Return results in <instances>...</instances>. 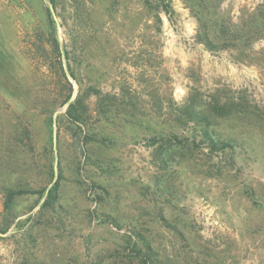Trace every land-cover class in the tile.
Here are the masks:
<instances>
[{
    "label": "rangeland",
    "instance_id": "obj_1",
    "mask_svg": "<svg viewBox=\"0 0 264 264\" xmlns=\"http://www.w3.org/2000/svg\"><path fill=\"white\" fill-rule=\"evenodd\" d=\"M1 232L0 264H137L136 233L159 264H264V0H0Z\"/></svg>",
    "mask_w": 264,
    "mask_h": 264
},
{
    "label": "trees",
    "instance_id": "obj_2",
    "mask_svg": "<svg viewBox=\"0 0 264 264\" xmlns=\"http://www.w3.org/2000/svg\"><path fill=\"white\" fill-rule=\"evenodd\" d=\"M164 11H167L166 6L164 8ZM53 48H54L53 51L60 58L61 52L59 50V44L56 39L53 42ZM65 56L68 57V52L65 53ZM69 73L71 77L77 81V78L72 69L69 70ZM90 94L95 95L96 98L95 107H96V114H98L97 116L104 119L107 123H112V121H114V119L116 118L119 119V121L121 122H122L121 119H124L126 123L130 122L131 115L128 113V111L132 113L131 109H133L134 107L133 101L127 100L126 102L122 103L119 107H117L114 97H112L114 99V101H112L113 104H107L106 101L109 98V95H103L102 92L99 90V88L95 87L91 89ZM69 98H70V94L63 100L62 103L63 104L67 103ZM84 103H85V99L83 100L82 96H78L74 102L68 105V108L64 114V116H66L71 126L74 127V130L77 128L79 129L73 132L74 133L73 136L76 142L79 143L82 147L86 145V143L91 140L90 137L93 136L92 134H90L91 131L89 130V125H88L89 119H88V115L86 114V109H85L86 107L84 106ZM120 113L122 115L121 117H119ZM193 113L194 110H192L191 108L187 111L189 118H191ZM179 120L180 119L178 118L176 119V121L173 120V122H178ZM179 124L181 123L179 122ZM171 135L172 136L170 138L177 139L178 137L177 134H174V132H172ZM210 142L212 148H218L221 146V149H224L228 147L227 142L215 143L212 139L210 140ZM172 144H173L172 141H169L168 150H170L173 147ZM159 149L161 151L163 149V145L160 144ZM81 153L86 156L87 153L86 149L85 148L82 149ZM53 174H54L53 169H51V178L53 177ZM59 178L60 175L58 176V179L52 184V186L48 189L46 199L40 208L39 215L42 214V212H44L45 210L51 209L52 207L50 206L51 200L52 202L55 201L56 197L58 196L59 183H60ZM12 194L13 192H11V195ZM31 219L32 218H29L28 221L29 220L31 221ZM30 226L31 228L29 227L30 229L28 228L26 230V239L32 243V246H34L37 242L38 237L35 238V236H33L34 234L32 233L34 226L32 225ZM135 238L137 239L135 242L132 243L130 249L131 252H133V254L130 253L131 255L128 256H132V257L128 259L135 261L137 264H159L158 260L155 259L153 260L152 258V255H155V252L152 249L150 242L138 233L135 234ZM130 243L131 242H128V244ZM29 259H31L30 255L24 254L23 258L21 257L20 259V261H22L20 264H31Z\"/></svg>",
    "mask_w": 264,
    "mask_h": 264
},
{
    "label": "water",
    "instance_id": "obj_3",
    "mask_svg": "<svg viewBox=\"0 0 264 264\" xmlns=\"http://www.w3.org/2000/svg\"><path fill=\"white\" fill-rule=\"evenodd\" d=\"M50 11L52 13V17L54 18V20L57 21L56 14H55L54 9H53L52 6H50ZM74 92L76 93V89L74 90ZM61 111H62V109L57 111L56 113H59ZM53 140H54V145H55V143H56V133L55 132L53 133ZM7 235H8V233H5V234L0 233V236H2V237H5Z\"/></svg>",
    "mask_w": 264,
    "mask_h": 264
}]
</instances>
